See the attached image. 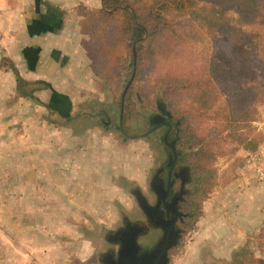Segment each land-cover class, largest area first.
I'll list each match as a JSON object with an SVG mask.
<instances>
[{
    "label": "rangeland",
    "instance_id": "1",
    "mask_svg": "<svg viewBox=\"0 0 264 264\" xmlns=\"http://www.w3.org/2000/svg\"><path fill=\"white\" fill-rule=\"evenodd\" d=\"M168 19L170 24L165 34L144 49L141 67L132 86L137 94L136 108L124 123L123 132L115 125L122 113L120 100L128 80L126 72L123 71L119 89L116 82L112 87L102 82L106 86L103 91L98 86L89 58L96 90L86 93L73 118H55V112L48 109L47 119L53 124L77 126L74 132L79 133L78 144L75 147L64 145V149L79 155L73 160H65L68 165L61 168L64 172L62 188H56L55 176H51L46 184L43 183L42 190L29 196L25 204L24 194H15L12 203H7L9 206L0 207V264H103V255L113 246L108 238L110 231L122 225L124 216L128 217L130 212L138 209L133 190H145L151 175L156 159L154 147L158 144H151L148 137L139 136L148 130L149 117L160 113L161 109L171 113L172 121L180 122L179 146L191 177L187 210L192 217L178 245L170 252V264H249L251 259H264V218L246 228L247 235L230 234L237 225L234 216L238 213L230 207L234 201V187L229 190L227 185H236L239 176L246 174L250 185L262 188L261 203L264 205V182L253 179L244 165V157L252 151L245 149L244 144L229 140L226 154L213 164L214 186L206 197L198 195L190 146L183 143L184 118L175 110L174 101L167 97L169 86L161 77L170 67L175 68L183 61L181 65L190 62L187 55L178 54L177 48L187 50L193 44L204 47L206 39L201 37L205 29L199 27L201 22L193 24L187 16L177 12L170 13ZM252 28L244 26L245 30ZM82 35L84 40L86 36ZM261 35L260 47H263L264 31ZM3 66L8 67V62ZM255 82H262L260 71L250 69L238 83L244 88ZM227 93L223 91L222 99L228 96ZM32 103L34 106L38 102L33 99ZM256 108V118L248 122L243 131L249 139L256 140L257 151L264 152V101L257 103ZM213 125L211 119L204 127ZM224 134L227 135L228 130ZM154 137V141L160 138L158 134ZM103 161L105 168L101 166ZM16 199L19 202H15ZM15 203L19 205L15 206ZM139 242L147 243L144 236L139 237Z\"/></svg>",
    "mask_w": 264,
    "mask_h": 264
},
{
    "label": "trees",
    "instance_id": "2",
    "mask_svg": "<svg viewBox=\"0 0 264 264\" xmlns=\"http://www.w3.org/2000/svg\"><path fill=\"white\" fill-rule=\"evenodd\" d=\"M172 12L187 16L193 24L201 22L199 27L205 29L201 37L206 39L204 47H175L190 62L170 67L161 79L169 86L167 97L184 118L183 143L190 146L198 195L206 197L215 184L213 164L226 154L229 140L244 144L250 151L259 149L243 127L256 118V105L264 101V46L260 47L264 0H102L99 8L81 6L77 10L81 33L86 36L82 46L98 86L104 91L102 82L111 87L116 82L119 89L123 71L126 72L125 89L129 83L130 86L120 100L123 125L136 108L137 94L132 86L144 49L165 34ZM244 26L253 28L245 30ZM10 68L19 93L26 94L30 83L22 78L14 63H10ZM250 69L260 71L262 82L243 88L238 82ZM223 91L228 96L222 99ZM211 119L214 125L204 127ZM191 202L194 204L193 198ZM249 264H264V259H251Z\"/></svg>",
    "mask_w": 264,
    "mask_h": 264
},
{
    "label": "crops",
    "instance_id": "3",
    "mask_svg": "<svg viewBox=\"0 0 264 264\" xmlns=\"http://www.w3.org/2000/svg\"><path fill=\"white\" fill-rule=\"evenodd\" d=\"M101 5L102 0H0L1 208L9 206L15 194H24L25 204L51 176H55L56 188H62L61 168L68 165L65 160L79 155L64 149V145L78 144L79 133L74 132L77 126L53 124L48 121L47 112H55V118H73L86 93L96 90L82 46L84 36L77 10L81 6L94 9ZM5 62L8 67L3 66ZM11 62L30 83L26 94L17 89ZM33 99L38 102L34 106ZM104 162L102 168L106 167ZM71 167L74 170V165ZM241 176L236 185L226 186L229 190L234 187L230 207L238 214L234 216L237 225L230 234L237 237L247 235L246 228L264 218L262 188L250 185L246 174Z\"/></svg>",
    "mask_w": 264,
    "mask_h": 264
},
{
    "label": "flooded vegetation",
    "instance_id": "4",
    "mask_svg": "<svg viewBox=\"0 0 264 264\" xmlns=\"http://www.w3.org/2000/svg\"><path fill=\"white\" fill-rule=\"evenodd\" d=\"M149 118L148 130L139 137H148L151 144H158V147L153 146L156 159L152 164L145 190H133L138 209L128 213L130 218L124 216L122 225L118 227H127L129 224L143 226L142 236L147 243L143 245L139 242L142 251L155 247L166 235L180 241L183 230L192 217L187 210L191 177L183 160L184 153L179 146L180 122L172 121L171 115L165 109ZM156 134L160 138L154 141ZM136 137L138 136H134ZM133 217L137 219L132 220ZM177 245L169 249V256ZM118 248L119 245L113 244L107 254L103 255L104 261L109 262L112 255L117 256Z\"/></svg>",
    "mask_w": 264,
    "mask_h": 264
},
{
    "label": "water",
    "instance_id": "5",
    "mask_svg": "<svg viewBox=\"0 0 264 264\" xmlns=\"http://www.w3.org/2000/svg\"><path fill=\"white\" fill-rule=\"evenodd\" d=\"M130 86V83L128 87ZM127 87V88H128ZM127 88L124 90V95L127 92ZM171 115L170 112H168ZM120 116L118 129L123 132V119ZM126 135V134H125ZM127 136V135H126ZM144 227L139 224H132L127 227L117 228L110 231L109 240L110 243L119 245L116 251L117 256L112 255L109 262L104 261L105 256L102 258L103 264H170L169 249L179 243V240L166 235L155 247L143 250L139 243V237L142 236ZM105 253L104 255H106Z\"/></svg>",
    "mask_w": 264,
    "mask_h": 264
},
{
    "label": "built area",
    "instance_id": "6",
    "mask_svg": "<svg viewBox=\"0 0 264 264\" xmlns=\"http://www.w3.org/2000/svg\"><path fill=\"white\" fill-rule=\"evenodd\" d=\"M244 165L252 178L264 182V152L252 151L246 154Z\"/></svg>",
    "mask_w": 264,
    "mask_h": 264
}]
</instances>
